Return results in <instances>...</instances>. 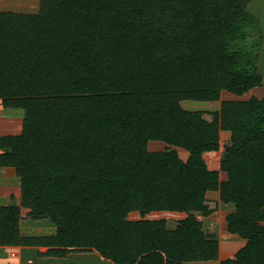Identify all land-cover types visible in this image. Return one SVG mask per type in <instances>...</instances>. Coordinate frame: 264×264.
<instances>
[{
	"label": "trees",
	"instance_id": "trees-1",
	"mask_svg": "<svg viewBox=\"0 0 264 264\" xmlns=\"http://www.w3.org/2000/svg\"><path fill=\"white\" fill-rule=\"evenodd\" d=\"M251 1L0 10L1 108L22 117L19 133L0 135V167L21 187L19 204H0V246L114 264H264V94L242 99L264 86ZM223 93L238 98L217 110L182 105ZM223 131L230 141L210 165L204 153L220 150ZM220 203L233 205L226 228L243 240L223 259L199 218ZM45 218L54 234H22L23 221Z\"/></svg>",
	"mask_w": 264,
	"mask_h": 264
},
{
	"label": "rangeland",
	"instance_id": "rangeland-1",
	"mask_svg": "<svg viewBox=\"0 0 264 264\" xmlns=\"http://www.w3.org/2000/svg\"><path fill=\"white\" fill-rule=\"evenodd\" d=\"M39 7V0H0V10H12L16 12H36ZM247 9L253 14L257 23V29L253 34V39L260 37V45L256 52H258V71L262 74L264 79V0H252L248 3ZM264 94V86L256 88L242 96V99H248L252 95L261 97ZM238 98L229 93H223L220 100L216 102H196V101H183L182 105L187 109H207L217 110L221 106L222 100ZM0 103V134H15L19 133L21 129L22 117L18 116V109L3 108ZM3 114V115H2ZM17 114V115H16ZM12 118V119H9ZM230 141V132L223 131L220 135V150L217 152H206L204 158L208 164L220 161L223 156L224 145ZM150 150L165 149V144L158 141H151L148 145ZM183 150V149H182ZM185 152V150H183ZM185 157V156H184ZM225 174H221L224 178ZM211 198H217L218 192H209ZM21 200V187L20 178L15 174L14 168L0 167V204H19ZM233 210V205L220 203L219 209L212 213L210 216L202 217L204 229L206 232L214 233L220 241V259L227 257L232 253L230 244L232 240L239 239L238 236L230 234L226 228V215ZM168 226L173 227L176 224V219L168 217ZM56 230L55 225L49 218L42 220L28 219L21 223V232L23 234H52ZM239 242V241H238ZM230 243V244H227ZM37 248H16L12 246L6 252L0 249V264H64L67 260L68 263L74 264H114L110 260L102 259L97 253L94 252H72L66 258L50 257L55 262H51L47 257L43 258L37 255ZM8 254V256L6 255ZM57 261H56V260ZM59 261V262H58ZM189 264H219V261H200L190 262Z\"/></svg>",
	"mask_w": 264,
	"mask_h": 264
},
{
	"label": "crops",
	"instance_id": "crops-1",
	"mask_svg": "<svg viewBox=\"0 0 264 264\" xmlns=\"http://www.w3.org/2000/svg\"><path fill=\"white\" fill-rule=\"evenodd\" d=\"M2 109V108H1ZM0 113H3V110H0ZM3 115V114H2ZM9 119H12V118H9ZM22 120V119H21ZM21 128H22V123H21ZM21 130V129H20ZM1 135V134H0ZM3 168H5V167H3ZM8 168V167H7ZM25 221H27V220H25ZM55 233V232H54ZM54 233H52V234H54ZM23 234V233H22ZM26 235H30V234H26ZM42 235V234H41ZM48 235H50V234H48ZM243 242V240L242 239H238L237 238V240H232V242H234V243H237V242ZM233 245V244H232ZM12 246H0V249H3L4 250V252H6V250L8 249V248H11ZM14 247H16V248H36V247H25V246H14ZM37 250V249H36ZM7 256H8V254H6ZM69 255V254H68ZM41 257H43V258H48L49 260H52L51 262H55L52 258H53V256H41ZM50 257H52V258H50ZM67 257V256H66ZM66 257H64V258H66ZM63 258V257H62ZM61 257L59 258V260H61L62 259ZM63 258V259H64ZM56 260V259H55ZM57 261V260H56ZM59 262V261H58ZM67 260L64 262V264H67Z\"/></svg>",
	"mask_w": 264,
	"mask_h": 264
}]
</instances>
